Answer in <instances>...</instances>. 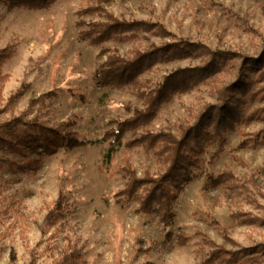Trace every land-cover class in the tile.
Listing matches in <instances>:
<instances>
[{"label":"rangeland","instance_id":"obj_1","mask_svg":"<svg viewBox=\"0 0 264 264\" xmlns=\"http://www.w3.org/2000/svg\"><path fill=\"white\" fill-rule=\"evenodd\" d=\"M96 6L119 20L157 22L173 37L141 33L134 41L91 45L82 32L86 24L104 21L86 13ZM179 40L236 57L228 60V71L162 105L150 132L177 134L178 126L192 124L204 103H216L213 88L235 81L243 62L238 56L264 51V0H57L46 10L10 8L0 0V49L15 48L1 68L0 126L20 118L19 127L27 132L17 149H0V264H53L68 245L82 254L83 264H203L212 247L197 233L231 251L264 242V138L254 148H239L264 132V121L227 134L219 154L209 147L199 177L175 205L170 231L189 237L184 247L165 240L155 215L137 214V204L122 205L115 197L124 188V167L141 177L154 172L155 160L140 147H125L127 132L105 162L104 134L145 107L127 87H99L97 72L114 51L126 58ZM208 59L158 63L141 80L153 89L170 72L203 66ZM262 86L264 81L257 85ZM256 107L264 103L252 102L244 113ZM66 131L91 144L56 148ZM48 146L56 151L49 153ZM223 172H231L238 190H245L233 201L207 176ZM257 264H264V257Z\"/></svg>","mask_w":264,"mask_h":264},{"label":"trees","instance_id":"obj_2","mask_svg":"<svg viewBox=\"0 0 264 264\" xmlns=\"http://www.w3.org/2000/svg\"><path fill=\"white\" fill-rule=\"evenodd\" d=\"M56 1L4 0L10 8L28 10H46ZM109 1L97 0V3ZM86 13H97L104 20L86 24L88 28L82 32V38L91 45L98 46L108 41L117 43L134 41L141 33L163 38L173 37L157 22L119 20L100 6L88 8ZM14 53L13 46L0 49V82L3 79L1 68ZM202 55L209 57L203 66L176 69L164 76L153 89L147 88L146 83L141 80L142 75L158 63H170ZM231 57L236 56L227 52H213L200 43L179 40L160 47L152 45L143 51L135 50L131 57L126 58L120 57L114 51L107 56L103 68L97 72L99 87L109 89L127 87L145 107L143 110H133V115L126 120L115 121L116 128L104 134L101 140L108 141L105 162L109 164L127 132L131 137L125 142V147H140L150 153L155 160L154 172L145 171L141 177L137 176L132 167H124L122 169L124 188L117 192L115 197H119L118 202L122 205L137 204V214L155 215L157 223L166 230L165 240L170 242L175 239L179 247H184L189 237L181 233L174 236L170 231L175 220V205L184 188L199 177L209 147L216 146V154H219L226 145L227 134L235 132L240 125L264 121V108L256 107L247 114L244 113L250 103L256 101L264 103V86L257 87L264 81V51L257 57L238 56L243 62L235 81L213 88L216 103H204L202 108L193 114V123L178 126L177 134L164 131L150 132L148 125L162 105L169 103L175 95L187 94L198 84L214 78L220 72L228 71V60ZM19 124L20 118H13L9 123L0 126V149L7 147L17 149L23 144L27 132L21 130ZM263 138L262 131L255 139L242 142L239 148H254ZM88 144L91 142L76 138L69 131L56 139V148L66 151ZM56 148L48 146L45 149L49 153H54ZM207 176L224 199L233 201L245 191L238 190L233 183L235 176L231 172H223L215 178ZM59 211L60 208H57V212ZM236 218L239 219V215ZM245 221L249 223L248 220H244V223ZM197 235L203 244L212 247L203 264H257L264 257V242L254 247L231 251L217 246L203 233ZM53 264H83V257L74 245H68L60 260Z\"/></svg>","mask_w":264,"mask_h":264}]
</instances>
